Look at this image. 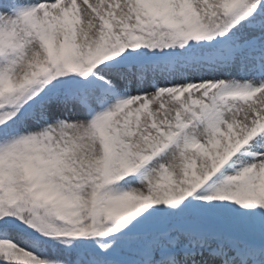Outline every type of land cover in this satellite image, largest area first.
I'll return each mask as SVG.
<instances>
[{"label":"snow or ice","instance_id":"1","mask_svg":"<svg viewBox=\"0 0 264 264\" xmlns=\"http://www.w3.org/2000/svg\"><path fill=\"white\" fill-rule=\"evenodd\" d=\"M0 264H264V0H0Z\"/></svg>","mask_w":264,"mask_h":264}]
</instances>
